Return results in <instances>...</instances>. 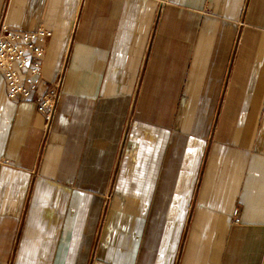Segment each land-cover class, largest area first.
<instances>
[{"label": "crops", "instance_id": "1", "mask_svg": "<svg viewBox=\"0 0 264 264\" xmlns=\"http://www.w3.org/2000/svg\"><path fill=\"white\" fill-rule=\"evenodd\" d=\"M63 71L50 124L0 71V264H264V0H0Z\"/></svg>", "mask_w": 264, "mask_h": 264}, {"label": "built area", "instance_id": "2", "mask_svg": "<svg viewBox=\"0 0 264 264\" xmlns=\"http://www.w3.org/2000/svg\"><path fill=\"white\" fill-rule=\"evenodd\" d=\"M161 7L166 0H155ZM51 31L45 27L33 30L11 29L0 23V71L9 99L36 102L46 119H53L60 97L63 71L49 81L42 74L45 42Z\"/></svg>", "mask_w": 264, "mask_h": 264}]
</instances>
